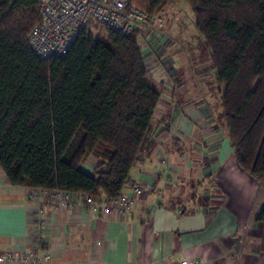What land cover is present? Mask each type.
Masks as SVG:
<instances>
[{
    "label": "trees",
    "instance_id": "trees-1",
    "mask_svg": "<svg viewBox=\"0 0 264 264\" xmlns=\"http://www.w3.org/2000/svg\"><path fill=\"white\" fill-rule=\"evenodd\" d=\"M148 1L134 0L153 12L166 0ZM186 1L225 85L238 164L264 189V0ZM39 20V0H0V170L13 185L124 196L157 141L162 97L138 33L90 21L66 55L42 59L28 41ZM90 24L106 34L93 36Z\"/></svg>",
    "mask_w": 264,
    "mask_h": 264
},
{
    "label": "crops",
    "instance_id": "crops-1",
    "mask_svg": "<svg viewBox=\"0 0 264 264\" xmlns=\"http://www.w3.org/2000/svg\"><path fill=\"white\" fill-rule=\"evenodd\" d=\"M179 29L175 35L182 37ZM184 49L168 57L166 46L154 42L144 51L148 64L160 62L175 81L155 79L162 92L157 141L124 189L130 210L98 215L85 205L56 207L55 191L10 184L0 170V253L32 247L30 221L41 204L47 264H264V220L258 219L264 189L238 164L222 102L216 105L211 94L190 99L178 64ZM207 63L206 74L217 77L210 50Z\"/></svg>",
    "mask_w": 264,
    "mask_h": 264
},
{
    "label": "built area",
    "instance_id": "built-area-1",
    "mask_svg": "<svg viewBox=\"0 0 264 264\" xmlns=\"http://www.w3.org/2000/svg\"><path fill=\"white\" fill-rule=\"evenodd\" d=\"M40 20L31 29L28 41L33 52L42 59L66 55L82 30L90 21H96L120 34L138 33V40L147 50L151 43L166 44L165 11H148L134 0H39ZM153 76L168 84V69L158 61L148 64ZM95 161V158H92ZM40 189V188H37ZM43 190V189H40ZM135 195L141 194L142 188L134 186ZM37 194V200L42 197ZM56 207L75 209L88 206L94 214L108 215L118 208L123 212L130 210L131 197L121 196L98 200L93 196L66 190L55 191ZM41 201V200H40ZM43 205L32 214L30 242L28 250L15 252L6 250L0 253V263L7 264H47L51 258L49 250L44 248L43 233L46 217ZM195 260L184 259L180 264H194Z\"/></svg>",
    "mask_w": 264,
    "mask_h": 264
},
{
    "label": "rangeland",
    "instance_id": "rangeland-1",
    "mask_svg": "<svg viewBox=\"0 0 264 264\" xmlns=\"http://www.w3.org/2000/svg\"><path fill=\"white\" fill-rule=\"evenodd\" d=\"M139 2L146 5L149 1L139 0ZM162 10L165 11V33L169 38L168 42L166 44L164 43L167 49L165 54L169 57L173 55V52L179 50V48H185L178 55L180 57L178 64L181 67L180 70L183 72L182 78L188 87L190 99H205L211 94L213 95V101L219 106L221 99L217 98V94L221 83L218 81L216 75L210 76L206 74L207 69H210L208 71L212 70L211 65L207 63L209 49L207 48L203 35L195 26L194 14L189 3L186 0H166ZM177 28H180V33H182V37L184 38V45L180 43L182 37L175 35ZM87 32L95 37L106 34V30L102 29L98 24H90ZM153 64L155 65V61H153ZM170 79L173 81L174 77L170 76ZM221 86L224 87L225 85L222 84ZM222 122L225 123L224 129L227 130L224 113Z\"/></svg>",
    "mask_w": 264,
    "mask_h": 264
}]
</instances>
